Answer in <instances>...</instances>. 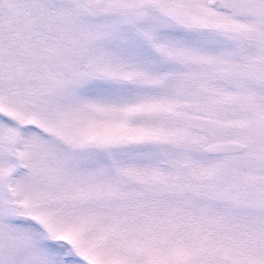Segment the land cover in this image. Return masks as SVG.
I'll return each instance as SVG.
<instances>
[{
	"label": "snow or ice",
	"instance_id": "6c2138e0",
	"mask_svg": "<svg viewBox=\"0 0 264 264\" xmlns=\"http://www.w3.org/2000/svg\"><path fill=\"white\" fill-rule=\"evenodd\" d=\"M0 264H264V0H0Z\"/></svg>",
	"mask_w": 264,
	"mask_h": 264
}]
</instances>
